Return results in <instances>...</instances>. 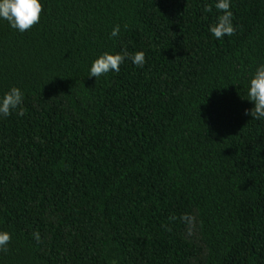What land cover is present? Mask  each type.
<instances>
[{
  "label": "trees",
  "instance_id": "16d2710c",
  "mask_svg": "<svg viewBox=\"0 0 264 264\" xmlns=\"http://www.w3.org/2000/svg\"><path fill=\"white\" fill-rule=\"evenodd\" d=\"M42 3L0 21V96L24 97L0 118V264H264V0H231L222 40L214 0ZM105 52L129 58L89 77Z\"/></svg>",
  "mask_w": 264,
  "mask_h": 264
},
{
  "label": "clouds",
  "instance_id": "9594fccd",
  "mask_svg": "<svg viewBox=\"0 0 264 264\" xmlns=\"http://www.w3.org/2000/svg\"><path fill=\"white\" fill-rule=\"evenodd\" d=\"M231 0H214V7L220 15L214 24L209 27V32L217 40L224 36H233L236 27L233 23V12L231 11ZM211 11V7L208 9ZM43 12L42 0H0V21H7L12 29L24 33L38 24ZM120 26L116 25L111 32L112 37L119 36ZM129 57L127 53L105 52L95 59L90 67L89 77L97 79L110 71L119 73L120 65ZM133 64L143 67L145 64V53L138 51L130 57ZM247 99L254 104L251 111L246 110V115H251L255 120H264V64H260L254 74L250 77L246 91ZM23 92L18 87H11L0 96V118L12 115L13 111L23 105ZM23 114L22 110L19 113ZM39 241V233H34ZM11 241V234L0 231V250H6Z\"/></svg>",
  "mask_w": 264,
  "mask_h": 264
}]
</instances>
